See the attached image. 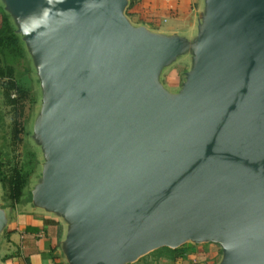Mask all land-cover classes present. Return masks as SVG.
<instances>
[{"label":"water","instance_id":"obj_1","mask_svg":"<svg viewBox=\"0 0 264 264\" xmlns=\"http://www.w3.org/2000/svg\"><path fill=\"white\" fill-rule=\"evenodd\" d=\"M9 2L48 87L37 200L72 221L71 262L191 240L264 264V0H207L174 97L153 80L181 42L132 28L125 0Z\"/></svg>","mask_w":264,"mask_h":264},{"label":"crops","instance_id":"obj_2","mask_svg":"<svg viewBox=\"0 0 264 264\" xmlns=\"http://www.w3.org/2000/svg\"><path fill=\"white\" fill-rule=\"evenodd\" d=\"M132 8L131 20L125 17L132 28L181 42L175 57L184 55L174 58L189 64L188 74L205 28L207 0H134ZM42 174L37 180L27 176L16 203L10 205L3 198L0 204V264H73L66 249L72 221L37 200ZM185 247L174 258L138 256L120 264H220L222 260L196 252L192 245Z\"/></svg>","mask_w":264,"mask_h":264},{"label":"rangeland","instance_id":"obj_3","mask_svg":"<svg viewBox=\"0 0 264 264\" xmlns=\"http://www.w3.org/2000/svg\"><path fill=\"white\" fill-rule=\"evenodd\" d=\"M133 2L134 0H125V5L120 11L121 16L131 20L133 15L131 12ZM8 5H10L9 0H0V8L8 14L9 20L23 49L22 59L17 64L12 65L13 78L26 91L27 97L24 100L23 116L21 119L23 130L19 135L20 142L13 145L10 140V108L4 104L0 91V172L7 174L12 166H21L27 172L28 179L37 180L40 178L47 162V155L40 148L37 128L43 109L47 105L48 87L41 77L35 54L30 49L29 43L20 30L17 19L8 10ZM183 55L184 53L178 57H182ZM178 57L175 58L177 59ZM175 58L168 62L153 80L155 85L160 87L170 97H174L181 91L186 81L187 71L189 70V64H184L180 60L175 61ZM2 194L0 188V204L3 201ZM187 245H192L196 252L204 255H213L220 259L223 255L220 243L217 241L193 242L191 240H184L173 248L161 246L149 250L140 255L139 258H172V256H178L182 253Z\"/></svg>","mask_w":264,"mask_h":264},{"label":"trees","instance_id":"obj_4","mask_svg":"<svg viewBox=\"0 0 264 264\" xmlns=\"http://www.w3.org/2000/svg\"><path fill=\"white\" fill-rule=\"evenodd\" d=\"M22 53L23 49L9 20V16L0 8V91L4 104L10 108V140L13 145L20 142L19 135L23 130L21 119L24 100L27 97L26 91L13 78L12 65L17 64L22 59ZM4 173L0 172L2 197L12 205L19 200L21 189L26 182L28 174L21 166H12L7 174ZM174 257L172 256V258Z\"/></svg>","mask_w":264,"mask_h":264}]
</instances>
